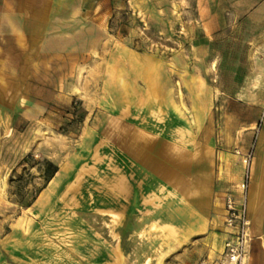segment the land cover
Here are the masks:
<instances>
[{
    "label": "rangeland",
    "instance_id": "374dc122",
    "mask_svg": "<svg viewBox=\"0 0 264 264\" xmlns=\"http://www.w3.org/2000/svg\"><path fill=\"white\" fill-rule=\"evenodd\" d=\"M259 88L264 0H0V264L211 254L212 211L187 235L174 218L197 156L211 202L235 190L234 134Z\"/></svg>",
    "mask_w": 264,
    "mask_h": 264
},
{
    "label": "crops",
    "instance_id": "0c3cea01",
    "mask_svg": "<svg viewBox=\"0 0 264 264\" xmlns=\"http://www.w3.org/2000/svg\"><path fill=\"white\" fill-rule=\"evenodd\" d=\"M246 90H250V88L248 87ZM257 91L262 93L264 88H259ZM262 102L263 99H260L253 104H249L250 107L255 108V115L246 114L243 117L244 122L248 124L242 128L246 132L245 134H234V141L232 143L233 152H231V188H235V190L238 189L245 169L243 155L248 152L251 154L248 164L246 206L250 221L249 231L252 239L248 247L245 264H264V105H262ZM181 129V126H175L173 130L166 134L170 142L185 138V136L182 137L183 134H180ZM235 149L239 150L240 154H236ZM205 154L208 155L207 152ZM209 168L208 159L205 158L204 160L200 156L196 157L190 180L187 182L190 198L184 202L180 200L181 206L184 205L191 209L192 217L186 219L174 218L173 215H176L175 211L172 216L181 224L180 227L184 229V234L187 235L192 232V227L189 224H194L195 221L198 222L201 218H207L212 211L214 214V224L216 223L217 225L215 234L217 235L219 247L215 251H212L211 254L205 256L211 259L216 258L222 250L224 223L221 196L226 186L224 187L225 184L223 182L220 183L221 187L219 186L215 193L214 201L211 202L212 190L210 183L213 171ZM157 186H159L158 192L160 193H173L165 184ZM161 187L164 188L162 192L160 191Z\"/></svg>",
    "mask_w": 264,
    "mask_h": 264
},
{
    "label": "built area",
    "instance_id": "2783aa9c",
    "mask_svg": "<svg viewBox=\"0 0 264 264\" xmlns=\"http://www.w3.org/2000/svg\"><path fill=\"white\" fill-rule=\"evenodd\" d=\"M235 153L240 154L237 149H235ZM250 158V152L243 155L245 169L238 189L225 190L221 196L224 223L221 252L216 258L205 257L196 264H245L252 239L246 206Z\"/></svg>",
    "mask_w": 264,
    "mask_h": 264
},
{
    "label": "trees",
    "instance_id": "16d2710c",
    "mask_svg": "<svg viewBox=\"0 0 264 264\" xmlns=\"http://www.w3.org/2000/svg\"><path fill=\"white\" fill-rule=\"evenodd\" d=\"M43 162L45 164V171H44L45 180L49 181L54 176V174L57 172L58 166L54 162L48 159H45Z\"/></svg>",
    "mask_w": 264,
    "mask_h": 264
},
{
    "label": "bare ground",
    "instance_id": "6f19581e",
    "mask_svg": "<svg viewBox=\"0 0 264 264\" xmlns=\"http://www.w3.org/2000/svg\"><path fill=\"white\" fill-rule=\"evenodd\" d=\"M211 67H212V69H215V67H216L215 62H213V63L211 64ZM62 171L65 172V171H66V168H65V167L62 168ZM64 175H66V174H64ZM64 175H62L58 180L60 181V180L64 179V178H65ZM178 209H179V211H180V214H182L183 217H184L185 219H186V218H190V217H192V212H191V211H188L187 209L182 208V207H180V208H178Z\"/></svg>",
    "mask_w": 264,
    "mask_h": 264
}]
</instances>
